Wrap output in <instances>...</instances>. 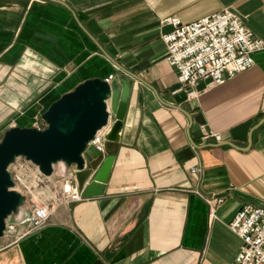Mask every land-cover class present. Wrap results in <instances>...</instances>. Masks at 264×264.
I'll use <instances>...</instances> for the list:
<instances>
[{"label": "crops", "instance_id": "1", "mask_svg": "<svg viewBox=\"0 0 264 264\" xmlns=\"http://www.w3.org/2000/svg\"><path fill=\"white\" fill-rule=\"evenodd\" d=\"M225 8L264 40V0H0V140L45 123L82 81L122 77L129 92L113 164L94 189L102 195L81 192L42 229L0 246V264L235 261L242 241L229 224L245 204L264 207V50L180 104L162 39L168 17L192 23ZM203 126L223 140L204 141ZM205 197L225 198L215 217Z\"/></svg>", "mask_w": 264, "mask_h": 264}, {"label": "built area", "instance_id": "2", "mask_svg": "<svg viewBox=\"0 0 264 264\" xmlns=\"http://www.w3.org/2000/svg\"><path fill=\"white\" fill-rule=\"evenodd\" d=\"M171 29L162 39L167 48V61L176 70L182 88L189 100L199 96L197 86L202 80L223 85L229 79L251 69L255 54L264 50V40L257 38L231 9L225 8L192 23H184L179 17L164 19ZM113 77L111 76V80ZM35 127L46 128L37 121ZM108 128L99 131L89 145L104 153ZM204 141L221 142V134L201 127ZM15 189L26 196L30 213L28 231L42 229L52 214L62 205L82 200L76 182L75 170L66 177H47L25 158L17 159L9 167ZM195 171V170H194ZM211 216L225 201L224 197H205ZM229 229L242 241L239 254L232 264H264V207L243 205L229 224Z\"/></svg>", "mask_w": 264, "mask_h": 264}, {"label": "water", "instance_id": "3", "mask_svg": "<svg viewBox=\"0 0 264 264\" xmlns=\"http://www.w3.org/2000/svg\"><path fill=\"white\" fill-rule=\"evenodd\" d=\"M122 85V77L111 82L100 78L82 81L42 115L45 129L12 127L5 132L0 140V239L5 235L8 220L27 205L26 196L15 189L9 170L17 159L25 158L47 177H64L74 169L85 198L102 195L94 189L106 183L115 155L109 147L118 145L124 128L129 92ZM181 88V84L176 85L171 92L174 94ZM174 95L180 104L188 99L185 91ZM263 123L264 120L260 122ZM105 128H108L104 137L106 158L89 145ZM92 177L93 181L85 187Z\"/></svg>", "mask_w": 264, "mask_h": 264}, {"label": "rangeland", "instance_id": "4", "mask_svg": "<svg viewBox=\"0 0 264 264\" xmlns=\"http://www.w3.org/2000/svg\"><path fill=\"white\" fill-rule=\"evenodd\" d=\"M30 209V205H26L19 214L12 216L8 220L5 235L0 239V246L11 244L24 235H27L25 234L28 231V223H26V220L30 213Z\"/></svg>", "mask_w": 264, "mask_h": 264}]
</instances>
